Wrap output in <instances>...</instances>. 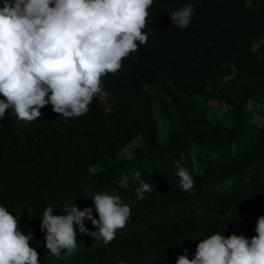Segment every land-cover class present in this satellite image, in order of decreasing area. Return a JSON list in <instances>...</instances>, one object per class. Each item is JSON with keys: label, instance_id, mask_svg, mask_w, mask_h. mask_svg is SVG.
Wrapping results in <instances>:
<instances>
[{"label": "trees", "instance_id": "trees-1", "mask_svg": "<svg viewBox=\"0 0 264 264\" xmlns=\"http://www.w3.org/2000/svg\"><path fill=\"white\" fill-rule=\"evenodd\" d=\"M188 4L194 14L181 29L171 12ZM148 11V42L101 78L105 101L94 97L75 118L51 104L37 121L17 120L11 107L0 118V206L25 235L31 231L39 264H176L184 249L192 259L212 234L257 235L264 216V0H153ZM181 167L193 177L191 192L180 187ZM137 171L151 185L143 200ZM122 174L128 187L119 184ZM98 192L118 193L132 209L116 238L105 245L77 229L72 256L45 254L44 210L61 215L75 204L98 219Z\"/></svg>", "mask_w": 264, "mask_h": 264}, {"label": "clouds", "instance_id": "clouds-1", "mask_svg": "<svg viewBox=\"0 0 264 264\" xmlns=\"http://www.w3.org/2000/svg\"><path fill=\"white\" fill-rule=\"evenodd\" d=\"M152 5L153 0H0V94L6 98L0 100V118L11 107L17 120L37 121L48 104L65 119L86 114L94 97L104 93L101 78L118 72L122 61L148 42L143 29ZM193 14L188 4L171 12L172 23L186 29ZM176 175L183 191L194 189L185 168ZM133 179L139 184L136 197L143 200L151 185L139 171ZM119 184L128 187V176L122 174ZM92 200L98 219L91 207L81 211L75 204L61 215H54L52 206L44 210L40 227L46 232L45 254L72 256L78 232L105 245L116 238L131 207L118 193L98 192ZM86 219L97 231L85 227ZM19 225L0 206V264H39V253L30 246L31 231L25 235ZM255 231L250 240L234 233L212 234L198 242L192 259L184 249L176 264H264V216Z\"/></svg>", "mask_w": 264, "mask_h": 264}, {"label": "rangeland", "instance_id": "rangeland-1", "mask_svg": "<svg viewBox=\"0 0 264 264\" xmlns=\"http://www.w3.org/2000/svg\"><path fill=\"white\" fill-rule=\"evenodd\" d=\"M101 97L102 100L105 101V98L107 97L104 93L102 95H99ZM158 135H159V139L162 141L163 138H164V133L161 131V132H158Z\"/></svg>", "mask_w": 264, "mask_h": 264}]
</instances>
